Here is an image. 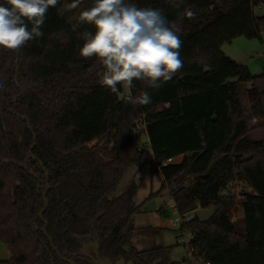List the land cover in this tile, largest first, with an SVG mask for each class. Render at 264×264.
I'll use <instances>...</instances> for the list:
<instances>
[{
    "label": "trees",
    "instance_id": "16d2710c",
    "mask_svg": "<svg viewBox=\"0 0 264 264\" xmlns=\"http://www.w3.org/2000/svg\"><path fill=\"white\" fill-rule=\"evenodd\" d=\"M71 2L49 8L42 37L19 50L0 48V241L10 252L0 264H67L61 256L95 238L107 255L173 264L167 246L138 249L131 241L144 202L134 200L136 183L122 194L118 187L128 167L144 161L161 172L181 215L217 208L207 222L194 214L180 226L192 233L188 252L198 261L264 264V140L253 138L264 127V90L222 48L260 36L264 14L254 9L264 0H183L179 7L134 0L177 22L184 61L159 88L136 81L133 94L147 91L152 102L135 107L98 83L97 58L79 55L82 33L95 32L79 22L92 0L65 11ZM186 8L195 20L180 19ZM139 125L147 146L138 140ZM237 194L239 220L232 216Z\"/></svg>",
    "mask_w": 264,
    "mask_h": 264
},
{
    "label": "clouds",
    "instance_id": "9594fccd",
    "mask_svg": "<svg viewBox=\"0 0 264 264\" xmlns=\"http://www.w3.org/2000/svg\"><path fill=\"white\" fill-rule=\"evenodd\" d=\"M179 7L183 0H169ZM59 0H2L0 2V48L19 50L44 35L41 30L50 7ZM82 0H72L65 11L77 9ZM195 20L197 13L186 8L180 19ZM79 22L91 24L95 32H84L79 55L97 58L103 66L98 83L132 106L148 105L147 91L133 94L136 81L159 88L184 67L181 28L160 8L139 7L134 0H92L79 13ZM29 25L31 27L29 28ZM121 87L126 90L121 94Z\"/></svg>",
    "mask_w": 264,
    "mask_h": 264
},
{
    "label": "rangeland",
    "instance_id": "374dc122",
    "mask_svg": "<svg viewBox=\"0 0 264 264\" xmlns=\"http://www.w3.org/2000/svg\"><path fill=\"white\" fill-rule=\"evenodd\" d=\"M256 16L264 14V6L254 9ZM223 51L237 62L248 66L251 74L255 77L254 84L264 90V31L257 38L239 37L230 43L223 45ZM251 85H243L242 91ZM246 97V96H245ZM247 98V97H246ZM249 107V106H248ZM256 123V119H251ZM125 129L121 135L127 132ZM138 140L143 145H148V137L143 125H139ZM255 140H264V127L256 128L253 131ZM177 162L181 157H177ZM138 186L135 202L143 203L142 212L135 214L132 219V243L138 249H148L155 246H167L168 256L173 264H202L190 252L188 243L193 239L189 231H182L180 223L175 224L178 214L174 213V204L169 188L164 185L161 172L155 169L151 161H144L142 164H133L128 167L124 177L119 184L118 194L124 193L131 183ZM238 192L244 185L238 184ZM241 195L237 194V203L232 210L233 219L239 220L243 216V207L239 200ZM193 213L184 215L185 219L193 217ZM184 236L187 244H180L179 239ZM10 252L7 246L0 241V259H8Z\"/></svg>",
    "mask_w": 264,
    "mask_h": 264
},
{
    "label": "flooded vegetation",
    "instance_id": "af4514ba",
    "mask_svg": "<svg viewBox=\"0 0 264 264\" xmlns=\"http://www.w3.org/2000/svg\"><path fill=\"white\" fill-rule=\"evenodd\" d=\"M89 244L88 252L84 256H75V253H78L80 250L74 253L69 254L68 256H61L65 263L73 264L71 261H74L75 264H117L120 259H124L125 264H128L130 260L134 262L133 259L128 258L125 254L118 255H107L101 249V244L97 238L89 239L83 244ZM60 256V255H59ZM66 258L67 260H65ZM135 264V263H134Z\"/></svg>",
    "mask_w": 264,
    "mask_h": 264
},
{
    "label": "water",
    "instance_id": "95a60500",
    "mask_svg": "<svg viewBox=\"0 0 264 264\" xmlns=\"http://www.w3.org/2000/svg\"><path fill=\"white\" fill-rule=\"evenodd\" d=\"M35 160H38L36 157H34ZM43 165V164H41ZM48 176V173H47ZM48 190V187H47ZM43 199H44V208L41 210L40 212V217H43V213L47 210L48 206H49V201L47 199V191L44 193L43 195ZM217 208L213 207L210 209H204V208H199L196 210L195 215L197 216V218L201 221V222H207L208 220H210L216 213ZM48 227V222L45 220V227H44V232L46 233ZM47 235V233H46ZM88 248H89V244H83V247L81 248V250L78 253H75V256H84L87 254L88 252ZM56 250V248H55ZM57 251V250H56ZM58 255H60L59 252H57ZM65 260H67L66 258H64ZM73 264H75L74 261H71ZM117 264H125L124 259H120ZM128 264H134V262L132 260L129 261Z\"/></svg>",
    "mask_w": 264,
    "mask_h": 264
},
{
    "label": "built area",
    "instance_id": "2783aa9c",
    "mask_svg": "<svg viewBox=\"0 0 264 264\" xmlns=\"http://www.w3.org/2000/svg\"><path fill=\"white\" fill-rule=\"evenodd\" d=\"M171 162H177V159H176V158H170V159H168V160L166 161V163H171ZM170 207L174 208V213H175V214H178V217H176V219H175V224L180 223V226H181V224H182V222H183L184 220H188V219H189V218H188V219H185V218H184V215H181V214L179 213V211H178V209H177L175 203L172 204V205H170ZM195 212H196V211H193V212H191V213L195 214ZM189 234L192 235V233H191L190 231H189ZM179 243H180V244H184V245L187 244V242H186L184 236H183L182 238L179 239ZM188 245H189V243H188ZM202 264H211V262H210V261H205V262H203Z\"/></svg>",
    "mask_w": 264,
    "mask_h": 264
},
{
    "label": "crops",
    "instance_id": "0c3cea01",
    "mask_svg": "<svg viewBox=\"0 0 264 264\" xmlns=\"http://www.w3.org/2000/svg\"><path fill=\"white\" fill-rule=\"evenodd\" d=\"M237 61V60H236Z\"/></svg>",
    "mask_w": 264,
    "mask_h": 264
}]
</instances>
